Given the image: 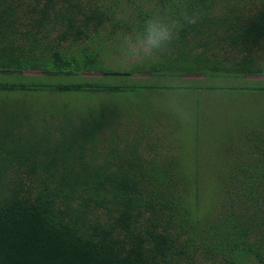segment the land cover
<instances>
[{"label":"trees","instance_id":"1","mask_svg":"<svg viewBox=\"0 0 264 264\" xmlns=\"http://www.w3.org/2000/svg\"><path fill=\"white\" fill-rule=\"evenodd\" d=\"M185 11L168 51L122 69L117 34ZM142 72L264 76V0H0V264H201L199 159L156 112L94 102L168 89L128 82ZM263 130L242 124L209 178L248 208L229 264H264Z\"/></svg>","mask_w":264,"mask_h":264},{"label":"rangeland","instance_id":"2","mask_svg":"<svg viewBox=\"0 0 264 264\" xmlns=\"http://www.w3.org/2000/svg\"><path fill=\"white\" fill-rule=\"evenodd\" d=\"M127 66L124 65L122 69ZM34 75L40 76L38 72H27V76ZM100 79L104 80L97 73L84 76V80ZM128 82L164 88L174 84L184 87L181 103L191 113L188 122L177 119L165 107L164 97L168 89L140 91L134 94H99L94 98V102L95 105L98 103L130 109L142 107V110L156 112L164 124L160 126L161 131L177 136L184 145L187 159H199L198 172L201 181L191 214L192 223L196 228L194 227L195 230L190 236L197 237L194 242L201 252V264H229L228 240L236 236L235 230L231 229L232 222L240 227L247 219L248 208L241 197L232 194L233 192L222 193L219 189L217 191V185L211 184L209 178L224 172L222 165L226 161L229 148L227 145H232L239 127L264 115V76L218 79L206 78L203 74H184L164 78L151 77L150 73L142 72L131 75ZM72 97L81 101L78 95ZM77 98L68 99L63 96L60 99L78 102ZM261 137H264V130L261 131ZM195 168H191L192 173L196 171ZM228 231H231L230 235L227 234Z\"/></svg>","mask_w":264,"mask_h":264},{"label":"clouds","instance_id":"3","mask_svg":"<svg viewBox=\"0 0 264 264\" xmlns=\"http://www.w3.org/2000/svg\"><path fill=\"white\" fill-rule=\"evenodd\" d=\"M199 14L180 13L178 16L149 15L139 29L119 33L116 36L117 55L122 65L151 60L168 51L184 24H196ZM184 87L171 85L164 97L167 110L182 122L191 119V113L181 103Z\"/></svg>","mask_w":264,"mask_h":264}]
</instances>
